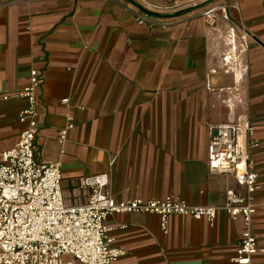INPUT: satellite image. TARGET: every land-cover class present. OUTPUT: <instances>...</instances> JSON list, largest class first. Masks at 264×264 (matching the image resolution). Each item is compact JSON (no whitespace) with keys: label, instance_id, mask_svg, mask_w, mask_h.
I'll use <instances>...</instances> for the list:
<instances>
[{"label":"crops","instance_id":"1","mask_svg":"<svg viewBox=\"0 0 264 264\" xmlns=\"http://www.w3.org/2000/svg\"><path fill=\"white\" fill-rule=\"evenodd\" d=\"M165 6L163 0H0V149L18 141L25 101L14 93L35 68L41 79L36 158L60 163L69 202L86 199L81 177L106 172L117 201L170 195L219 204L236 183L208 169V127L244 114L253 131L243 143H255L248 151L258 184L252 231L264 248V0ZM209 6L214 25L202 16ZM138 12L148 13L147 22L135 20ZM68 115L73 127L60 142ZM105 225L111 246L125 252L116 264H236L242 230L240 218L223 212L212 225L170 215L166 233L154 213L115 212ZM253 264H264L263 251Z\"/></svg>","mask_w":264,"mask_h":264},{"label":"built area","instance_id":"2","mask_svg":"<svg viewBox=\"0 0 264 264\" xmlns=\"http://www.w3.org/2000/svg\"><path fill=\"white\" fill-rule=\"evenodd\" d=\"M163 1L164 8L179 9L197 6L201 0ZM202 16L206 24L214 25L215 6L207 7ZM147 17V12L134 13L138 23L147 22ZM240 38L245 49V35ZM40 81L39 71L32 68L27 83L14 93L25 101L17 115L23 128L14 147L0 149V264H116L125 252L111 246L105 225L106 217L115 212L157 214L164 233L170 215L204 218L212 225L217 214L223 212L242 221L236 264H253V255L264 252L252 231L253 194L258 184L248 151L255 143H243L253 131L246 115L208 127V169L231 174L236 183V187L225 189L219 204L192 205L170 195L117 201L107 191L106 172L81 177L78 187L86 191V199L69 202L61 187L60 163L36 158ZM61 102L66 104L67 98ZM72 127L68 115L58 134L60 142Z\"/></svg>","mask_w":264,"mask_h":264}]
</instances>
